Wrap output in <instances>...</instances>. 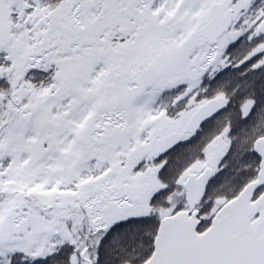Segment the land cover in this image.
Returning <instances> with one entry per match:
<instances>
[{
	"label": "snow or ice",
	"instance_id": "snow-or-ice-1",
	"mask_svg": "<svg viewBox=\"0 0 264 264\" xmlns=\"http://www.w3.org/2000/svg\"><path fill=\"white\" fill-rule=\"evenodd\" d=\"M0 264H264V0H0Z\"/></svg>",
	"mask_w": 264,
	"mask_h": 264
}]
</instances>
